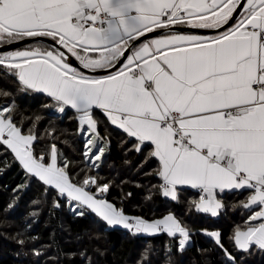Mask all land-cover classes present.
I'll list each match as a JSON object with an SVG mask.
<instances>
[{"label": "snow or ice", "instance_id": "1", "mask_svg": "<svg viewBox=\"0 0 264 264\" xmlns=\"http://www.w3.org/2000/svg\"><path fill=\"white\" fill-rule=\"evenodd\" d=\"M29 38L52 44L0 51V75L21 92L46 94L59 112L74 109L87 126L86 160L101 161L105 153L94 116L99 109L138 141L137 152L150 149L164 197L177 200L178 185L198 189L194 207L215 217L223 207L218 194L248 190L242 207L259 210L231 239L239 250H264V0H0V45ZM10 95L0 89V96ZM24 120L17 122L15 101L0 105V145L27 174L78 202L76 215H84L83 207L133 234H179L178 248L185 249L189 230L173 215L129 218L95 194L107 193L109 184L88 174L75 183L55 145L37 156V137L23 131ZM208 235L221 244L220 233Z\"/></svg>", "mask_w": 264, "mask_h": 264}, {"label": "trees", "instance_id": "2", "mask_svg": "<svg viewBox=\"0 0 264 264\" xmlns=\"http://www.w3.org/2000/svg\"><path fill=\"white\" fill-rule=\"evenodd\" d=\"M0 89L11 91L7 98L0 96V105L15 101L17 122L25 117L23 131L31 129L37 137L33 142L37 156H47L55 145L59 163H69L73 181L80 183L88 174L109 184L102 198L127 217L152 221L171 214L189 230L186 247L180 250L179 235L133 234L109 227L86 208L80 209L83 216L76 215L66 196L27 174L11 150L0 145V264H264V250L252 246L242 251L231 239L252 214V208L242 207L248 190L218 194L223 207L217 217L199 213L193 205L200 196L195 190L179 189L175 201L162 195V179L156 174L159 163L149 158L150 149L137 152L138 142L102 112L94 111V116L106 152L101 161L92 162L83 155L87 126L79 123L75 111L59 112L51 98L19 91L8 76L0 75ZM93 163L99 167L93 168ZM91 190L95 192L94 185ZM211 232L220 233L221 244L208 235Z\"/></svg>", "mask_w": 264, "mask_h": 264}, {"label": "water", "instance_id": "3", "mask_svg": "<svg viewBox=\"0 0 264 264\" xmlns=\"http://www.w3.org/2000/svg\"><path fill=\"white\" fill-rule=\"evenodd\" d=\"M177 30L182 32V33H200V34H206V35L217 33V30L190 29V28H186V27H180ZM163 34L164 33H162V32L157 33V35H163ZM152 36H153V34H148V38L149 39L152 38ZM36 42H41V43H44V44H47V45H51L52 44V41L50 39H48V38H36V39L29 38V39H26V40H24L22 42L16 43L14 45H8V46L0 45V51H10V50L18 48L20 46H23V45H26V44H30V43H36ZM72 63H73L74 67H78V68L80 67L79 66V62L75 61L74 58L72 60ZM81 70L84 71L85 73H88V74H94V75H103V74H105L103 71H97L96 73H90V72H88V70H83V69H81ZM136 234H140V233H136Z\"/></svg>", "mask_w": 264, "mask_h": 264}, {"label": "crops", "instance_id": "4", "mask_svg": "<svg viewBox=\"0 0 264 264\" xmlns=\"http://www.w3.org/2000/svg\"><path fill=\"white\" fill-rule=\"evenodd\" d=\"M186 34H198V35H205V36H213V35H216L217 33H214V34H209V35H206V34H200V33H186ZM37 46H40V47H48L49 45H47V44H44V43H41V42H36V43H30V44H26V45H23V46H20V47H18V48H15V49H12V50H10V51H15V50H20V49H26V48H31V47H37ZM85 73V72H84ZM86 75H94V74H88V73H85ZM104 75V74H103ZM97 76H99V75H97ZM34 92V91H33ZM36 93H38V92H36ZM39 94H42V95H44V96H46V97H48L46 94H44V93H39ZM49 98V97H48ZM66 109H70V110H73V111H75L74 109H71L70 107H67ZM94 111H100L101 112V110H99V109H94ZM114 126V125H113ZM116 127V126H115ZM119 129V128H118ZM121 130V129H120ZM126 134V133H125ZM127 135V134H126ZM132 139H134L135 140V138H132ZM138 142V141H137ZM179 189H192V190H194L193 188H191L190 186H187V185H178L177 186V190H179ZM87 190V189H86ZM58 191V190H57ZM234 191H240V190H234ZM226 192H231V191H229V190H225V192L224 193H226ZM98 197H101L102 198V196H101V194L100 193H95ZM66 196V195H65ZM67 197V196H66ZM67 199H69L68 197H67ZM70 200V199H69ZM71 201V200H70ZM73 204H74V206H76L77 205V203L78 202H76V201H71ZM81 208H83V207H81ZM251 208L253 209V211H252V214H253V212L254 211H258L259 210V208L257 207V206H251ZM87 210H89V211H91L90 209H87ZM118 210H120V209H118ZM196 211L197 212H199V213H203V214H208V215H211V213H204V212H200V211H198L197 209H196ZM92 212V211H91ZM94 213V212H93ZM95 214V213H94ZM218 214H219V210H218ZM218 214H217V216H218ZM251 214V215H252ZM169 215V214H168ZM212 216V215H211ZM217 216H215V217H217ZM99 217V216H98ZM214 217V216H213ZM100 218V217H99ZM130 218V217H129ZM104 221V220H103ZM104 222H106V221H104ZM107 223V222H106ZM254 223H259V221H256V222H254ZM108 225V224H107ZM109 227H114V228H121V229H125V230H128V229H126V228H124L123 227V225H108ZM141 235H143V236H152V235H155V234H157V233H154V234H148V233H140ZM177 235H179V234H177ZM243 251V250H242Z\"/></svg>", "mask_w": 264, "mask_h": 264}, {"label": "rangeland", "instance_id": "5", "mask_svg": "<svg viewBox=\"0 0 264 264\" xmlns=\"http://www.w3.org/2000/svg\"><path fill=\"white\" fill-rule=\"evenodd\" d=\"M84 136H85V138H87L88 137V133H87V130H85V132H84ZM101 142V141H100ZM102 146V145H101ZM102 147H104V146H102ZM105 149V148H104ZM105 152H106V149H105ZM105 154V153H104ZM67 200H69V199H67ZM68 203L70 204V206H72V210H74V208H75V206H74V204L69 200L68 201Z\"/></svg>", "mask_w": 264, "mask_h": 264}, {"label": "built area", "instance_id": "6", "mask_svg": "<svg viewBox=\"0 0 264 264\" xmlns=\"http://www.w3.org/2000/svg\"><path fill=\"white\" fill-rule=\"evenodd\" d=\"M161 184H162V182H161ZM196 192H198V194L200 195V192H199V190L198 189H194Z\"/></svg>", "mask_w": 264, "mask_h": 264}]
</instances>
